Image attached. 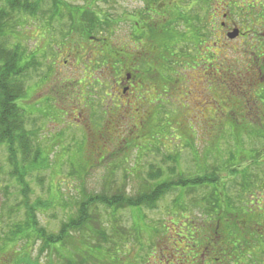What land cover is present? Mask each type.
Masks as SVG:
<instances>
[{
  "label": "rangeland",
  "instance_id": "374dc122",
  "mask_svg": "<svg viewBox=\"0 0 264 264\" xmlns=\"http://www.w3.org/2000/svg\"><path fill=\"white\" fill-rule=\"evenodd\" d=\"M221 1L224 3L229 0ZM238 1L236 0V2ZM230 2H232V11H227L228 18L232 20L236 28L242 26L244 30L250 28L249 12L243 10L241 13V8L234 5L235 0H230ZM138 3L135 4L132 0H117L119 8L123 6L130 11L142 5L141 2ZM0 5L6 12L8 11L6 0L2 1ZM93 6L100 8L103 12L108 11L107 5L101 4L99 1L95 2ZM214 6L217 9V4ZM246 7L247 5L242 8ZM193 13L202 15V10L195 9ZM218 14L220 17L221 13L218 12ZM9 17L7 42L13 44L15 41L12 38L19 39L20 41L16 42H20L22 48L29 54V51L35 49L34 45L38 44L35 37L40 38V34L37 30H47V27L44 28L43 22L37 18L31 23L30 17L25 14L12 13ZM148 20L146 19V23L149 22ZM221 21L217 18L216 30L219 29L218 25ZM197 24L199 23H194V25ZM10 26L11 35L9 33ZM179 29L181 30L180 27L177 28V30ZM120 30L121 28L116 30L118 37L121 35ZM250 38L255 39L256 37L251 34ZM197 39L187 35V41H191V44H184L185 48L176 52L173 61H176L177 64H170L169 68L164 67L163 60L156 58L159 56L157 45L146 44V67L152 69H149L147 73L141 68L136 81V85L143 87L142 100L146 98L145 102H138L136 106H131L129 109H120L116 116L107 117L106 120L97 117L95 120L85 123L82 118L77 117V110L67 119L60 118L55 114L48 115L46 110L50 109V105L46 104L45 107L44 98L41 96L38 97L39 99L35 98L36 95L33 96L31 93L26 104H28L32 115L26 112L28 117V119L26 118V127L32 132V148L46 149L44 152L48 153L49 157H47L48 161H45V167L39 165L36 169H32L29 176L26 177V182L31 189V194L27 196V202L34 207L37 201L41 203L51 201V207L47 211H40L37 208L39 211L36 212V219L33 217L35 223L30 224L31 227L36 225V228L43 229L47 234L57 235L61 224L72 212L76 211V205L86 196L99 195L106 188L111 191V186L114 189H123L127 196H135L141 187L148 188L151 181L147 178V174L154 168L155 170L160 169L166 176L168 168L177 166V172L181 176L192 177L199 169L209 170L225 165L238 167L239 164V171L250 172L251 170L252 174L260 178L257 191H261L259 195L264 196V118L260 113L257 114L254 117L256 126L247 124L250 127L246 126L244 132V129L241 130L238 134L239 145L237 146L231 123L227 120V114L232 112L228 110L231 105L226 106L222 99L223 97L228 99L234 108L244 109V113L247 111L258 112L250 100L249 95L253 92H248L252 83L244 79L245 72L243 69L241 70V66L231 65L233 62L230 57L233 54L230 52L234 48L233 42L230 43L227 37L221 42L216 41V45L225 43L227 46L230 43L226 50L222 46L220 49H215L219 56L224 55L229 58L225 59L226 63L222 68H214L221 63V58L218 56L217 59L213 57L210 60L211 64L206 65V69L202 66L198 68V62H195L196 65L191 63L189 56L195 54L197 46L194 42ZM187 47H189L190 53L186 50ZM137 53H139L138 50L133 54L137 57ZM39 54L43 58L34 54L37 64L34 67V72L32 74L31 70L26 72V87L43 84L47 71V62L44 60L48 57L50 60L52 57L49 50L45 48L41 49ZM165 55L167 56V54ZM169 59H171V54H169ZM95 75L97 77L98 73ZM242 83L245 84L241 85ZM38 95L40 94L38 93ZM34 98V105L38 106L35 107L37 111L32 103ZM132 98L133 102L137 100V98ZM247 101L250 103L246 104ZM24 109L27 111L28 108ZM136 113L140 116H135ZM252 113H250L251 116H253ZM251 116L245 114L243 119L250 121L252 120ZM230 121L232 122L231 119ZM87 126L95 132L91 134L94 137L87 135L89 146L82 142L84 134L87 133L85 131ZM184 140L192 142L194 148L189 147L188 149ZM206 146L207 148L204 150ZM240 147L243 151L242 159L237 156V148ZM176 157V163L174 160H169V158L175 159ZM28 161H31L30 157ZM13 162L10 161L6 147L0 145V249L2 254H4L3 248L6 237H9L11 225L21 224L25 219L22 206L24 198L19 193L15 179L10 174ZM222 175L224 179L228 180L232 177L229 172ZM171 178L177 179L176 176H171ZM195 190L182 193L193 198L207 194L206 191H202L203 189ZM107 194L112 196L109 192ZM53 195L55 197L51 198ZM177 195H179L177 191L166 194L154 210L142 211L146 223L141 225L136 219L135 230L131 231L132 221H130V214L127 212H124V219H120L118 216L117 220L116 218L111 219L110 222H113L118 235L116 237L114 235V239L110 236L111 241L108 244L100 240L99 251L94 248L97 246L96 240L95 242L90 241L92 248L98 252H92L91 249L85 247L80 251V256L86 254L96 257V260L94 259L90 264H149L152 255H157L158 249L155 246L157 241H160L159 244L162 243V248H164L172 239H177L175 235L184 234L187 229L183 223L176 226V223L181 219L185 224L187 211L169 214V211L174 210L173 200ZM98 210L102 211L98 214L100 217L102 216L100 228L109 234L111 228L109 222L106 221L107 213L99 206ZM159 223H163V225ZM154 224L158 227L157 234H152L156 231L149 226H154ZM106 225H108L107 228H105ZM153 235L157 238L152 242L150 239ZM171 244L172 242L167 247ZM183 244L184 242L182 245L178 244L175 249H184ZM40 246V242H37L35 247L31 245V249H29L31 259H37L42 264H50V261L51 264H63L55 251L51 255L49 251L40 254ZM166 251L165 248L164 252ZM13 253L16 259H21V255L18 256L15 251ZM2 254L0 253V264L5 263ZM10 264H15V261L12 260Z\"/></svg>",
  "mask_w": 264,
  "mask_h": 264
},
{
  "label": "flooded vegetation",
  "instance_id": "af4514ba",
  "mask_svg": "<svg viewBox=\"0 0 264 264\" xmlns=\"http://www.w3.org/2000/svg\"><path fill=\"white\" fill-rule=\"evenodd\" d=\"M61 1L62 5L58 6L55 0H44L42 17L37 19L43 22L47 30H37L40 38L35 37L38 44L29 51V61L33 66L37 65L34 54L43 58L44 52L39 54L43 48L49 50L52 59L48 57L44 60L47 71L43 84L27 87L33 96L36 95L35 98H44V106L50 105L49 110L60 118L67 119L77 110V117L85 123L97 117L106 120L107 117L116 116L120 109H129L141 101L143 87L136 85V81L144 59L145 48L142 44L145 40L144 24L148 18L154 25L170 26L172 65L177 64L173 61L176 52L183 50L184 44H191V41H187V35L195 39L198 37L194 42L197 46L195 54L189 57L191 63L196 65L195 62H198V68L202 66L204 69L217 56L221 58V63L214 68H222L225 59L229 58L219 56L215 49L222 46L226 50L233 42L234 49L229 51L233 54L230 57L231 65L241 66L245 72L244 79L252 83L251 90L264 89V0H255L257 10L253 14L256 17L250 20L254 25L246 30L242 29V25L236 28L228 14L221 13L222 21L219 29L214 31V42H210L208 0H132L135 4L142 3L133 11L123 6L119 8L117 0H107V3L103 0ZM97 1L107 5L108 11L103 12L93 6ZM147 1L150 3L149 9L145 4ZM234 3L238 8L242 4L241 0ZM195 9H201L202 15H195ZM146 15L149 17L146 18ZM97 17L109 27L106 35L98 33ZM35 19L31 17V22ZM178 27L181 30H177ZM120 28L121 35L118 37L116 30ZM231 32L236 35L227 46L225 43L215 44ZM251 34L256 38L251 39ZM135 44H138V49ZM137 50V54H141L139 57L133 54ZM186 50L189 52V47ZM118 55L123 59L120 68L113 65V57ZM32 72L34 67L31 68ZM132 97L137 100L133 102ZM35 98L32 102L34 108L38 107L34 105ZM135 116L140 115L136 113ZM85 130L89 135L95 133L88 126ZM253 191L238 195L204 196L201 200L210 204L207 206L209 209L189 212L185 224L180 222L187 226L185 233L175 235L177 239H172L168 247L162 248V243L159 244L157 255L153 254L152 263H148L264 264V196ZM197 201L195 199L194 203ZM215 202L218 208L212 209ZM182 242L184 249H175Z\"/></svg>",
  "mask_w": 264,
  "mask_h": 264
},
{
  "label": "trees",
  "instance_id": "16d2710c",
  "mask_svg": "<svg viewBox=\"0 0 264 264\" xmlns=\"http://www.w3.org/2000/svg\"><path fill=\"white\" fill-rule=\"evenodd\" d=\"M2 1L4 0H0V3ZM103 2L107 3V0H103ZM254 2L255 0H241L242 4L239 7L241 8V13L243 10H245V12H249V17H251L250 20H253L256 17V15L253 14V12L257 10ZM225 3L226 2L223 3L221 0H208L210 16L209 28L211 27L209 32V35H211L210 42L215 41L213 36L214 31H216V20L217 18L221 19V14L219 17L218 12L226 14L227 11H232V2L229 0L227 4ZM6 4L8 9L7 12L0 5V145H4L6 147L11 163L14 161L10 174L15 179L16 185L20 191L19 193L24 198L22 206L24 209L25 219L21 224L16 223L11 225L9 237H6L5 246L3 248L4 254H2V250L0 249L2 259L5 261L4 264H10L12 260L15 261V264H42L39 260L31 259V256H29V249H31V245L32 247H35L37 242H40L41 245L40 254H43L45 251H49L51 255L52 252L55 251L62 260L63 264L93 263V260H96V257L88 256L86 254L84 256H80V251L82 248L87 247L91 249L92 252H98V243L100 240L103 243L108 244L111 241L110 236L114 239V235L115 237L118 235L115 227L113 226V222H110L111 219L116 218L117 220V216L122 219L125 214L124 212H127L130 214V221H132L131 231L135 230V225H137L135 223L136 219L141 225L146 223L144 219L145 216L142 211L154 210L163 196L176 191L179 193V195H177L173 200V208L176 211L171 210L169 211V214H173V212L187 211L186 216H188L189 211H202L206 210L207 206H210L207 201L201 200L204 196L246 194L249 193L250 190H256L258 194L261 193V191H257V187L261 181L260 178L255 174H252L251 170L250 172L239 171V164L238 167L233 165L234 168L231 167L232 165L230 167L225 165L221 168L217 167L209 170L199 169L196 175L192 177L181 176L177 172V166L168 168V174L166 176L160 171V169L155 170L154 168V170H150L147 174V178L151 181L148 188L141 187L136 192L137 194L135 196H127L125 195L123 189H114L112 186L110 187L111 191L106 188L103 193L99 195L86 196L84 200L76 205V211L72 212L70 216H68L67 220L61 224L59 234L57 235L47 234L43 229L36 228V225L31 227L30 224L35 223L33 222V217L36 219V212L39 210L47 211L51 207V201L49 203H41L37 201L34 207L30 205L27 202V196L31 194V189L26 182V177L29 176V172L32 171V169H36L39 165L40 167H45V161H48L47 157L49 156H47L48 153L44 152L46 149H41L39 147L32 148V132L26 127V120L28 119L26 112H28L29 115L32 114L29 111L30 109L27 106L28 104H26V101L31 95V91H29L25 85V76L26 72L28 70L30 71L31 68L36 65H32V62L29 61V59L31 60L29 54L25 52V49L22 48L20 42H16L20 40L12 38L15 42H13V44H9V41L7 42L6 40V33L7 28L9 27V16L12 15V13L25 14V16L28 15L30 20L31 17H34V19L41 18L44 0H30V2L29 0H6ZM55 4L58 6L62 5V1L55 0ZM145 4L147 9H149L150 3L147 1ZM215 4H217V9L214 6ZM245 5H247V7L242 8ZM148 17L149 16L146 15V18ZM97 21L98 33L102 32L106 35L109 31V27L104 25L99 17H97ZM249 23L251 26L254 25L251 21H249ZM144 25L145 40L142 45L144 48L146 44L153 43L154 45H157L159 56L156 58L161 61L163 60L165 63L164 67L169 68L168 66L172 64V62L169 61V54H171L173 49L171 43L172 40L170 39V26L164 24L162 26L154 25L151 21L145 23ZM10 29L11 26L9 28V33L11 35ZM233 34L235 33H229L227 39H234L231 38ZM216 43L217 42H215V44ZM117 47L120 49V46ZM135 48L138 49V44H135ZM146 54L147 53H145L144 59L140 64V69L143 68L148 73L149 69L152 68L146 67ZM165 54H167V56ZM212 54L213 53L210 51L211 56ZM122 61L123 59L120 55L113 57V65L116 68L121 67ZM248 92H253V94L250 93L249 96L251 97V103L255 105L254 107L258 112L253 111L254 113H252V111H247V113H244V109L241 110L239 108H234L228 99L224 97L222 98L226 106L231 105L230 109L228 107V110H231L232 112L227 114V120L231 123L232 133L237 141V146L239 145L238 134L241 130L244 129V132L247 124L256 126L257 123L255 122L254 117H256L257 114L260 113L264 118V89H249ZM145 100L146 98L144 100L141 98L140 102L144 103ZM249 103V101L246 102V104ZM26 107L28 108L27 111L24 109ZM48 113V115L55 114L53 110H49ZM250 113H252L253 116H251ZM245 114L251 116L252 120H244L243 116ZM247 127H250V125ZM87 135L91 137L94 136L89 135L88 133L84 134L85 137L82 139V142L83 144L86 143V145L89 146ZM184 143H187L186 146L188 149L189 147L194 148V145L189 140H184ZM206 148L207 146L204 147V150H206ZM237 149V156L242 159L241 155L243 151L241 147ZM29 157L31 158V161H28ZM176 159L177 157L175 159L169 158V160H174L175 163ZM226 172H229L232 175L229 180L227 178L224 179V176L222 175ZM171 176H176L177 179L173 180ZM195 189H203L202 191H206L207 194L198 198L189 197V195L183 194L186 193L185 191H187V193L196 191ZM107 192L111 193L112 196H109ZM54 197L55 196L53 195L51 198ZM195 199H198V201L194 203ZM98 206L107 213L106 221L109 222L111 228L109 229L111 230L109 234L106 233L103 228H100V218H102V216L100 217L98 214L102 211L98 210ZM183 206L184 208L182 209ZM37 208H39V210H37ZM217 208L218 203L215 202L214 208L212 209ZM29 219H31V221H28ZM182 221L184 220L181 219V221L177 222L176 226H179V223ZM159 224L163 225V223ZM149 226L153 227L155 231H158V227L155 226V224L154 226ZM107 227L108 225H106L105 228ZM157 231L152 234H157ZM155 238L157 237L153 235L150 240L153 242ZM118 239H120L119 236ZM95 240L97 246L94 248L98 251L94 250L90 243V241L95 242ZM159 243L160 241H157V244L155 245L157 248ZM169 243L171 242H168L166 245ZM14 251L17 252L18 256L21 255V259H16L14 257ZM153 251L155 252V250ZM153 258L154 257L152 255L151 259Z\"/></svg>",
  "mask_w": 264,
  "mask_h": 264
},
{
  "label": "water",
  "instance_id": "95a60500",
  "mask_svg": "<svg viewBox=\"0 0 264 264\" xmlns=\"http://www.w3.org/2000/svg\"><path fill=\"white\" fill-rule=\"evenodd\" d=\"M235 35H236V34H233V35L231 36V38H234Z\"/></svg>",
  "mask_w": 264,
  "mask_h": 264
}]
</instances>
